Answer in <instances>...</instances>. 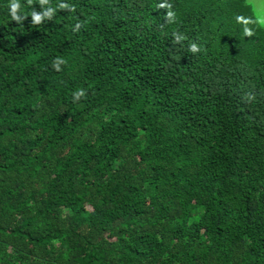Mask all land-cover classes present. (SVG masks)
Masks as SVG:
<instances>
[{
    "label": "trees",
    "instance_id": "trees-1",
    "mask_svg": "<svg viewBox=\"0 0 264 264\" xmlns=\"http://www.w3.org/2000/svg\"><path fill=\"white\" fill-rule=\"evenodd\" d=\"M0 264H264L250 1L0 0Z\"/></svg>",
    "mask_w": 264,
    "mask_h": 264
},
{
    "label": "clouds",
    "instance_id": "clouds-1",
    "mask_svg": "<svg viewBox=\"0 0 264 264\" xmlns=\"http://www.w3.org/2000/svg\"><path fill=\"white\" fill-rule=\"evenodd\" d=\"M159 7H161V8H165V7H167V8H171V5L170 4H167V3H161L160 5H159ZM10 9H11V11H10V15H11V17H12V20L13 21H17V23H19V20H18V17L16 16V12H17V10L19 9V5L18 4H15V3H11L10 4ZM174 12H172V11H168L167 13H166V20L168 21V22H171L172 20H173V18H174ZM240 19H242V17H237V20L239 21ZM244 34L246 35V36H251V35H253V33H252V31H250V30H248V29H245L244 30ZM174 36H175V42H180L182 39H184V37L183 36H181V35H178V34H174ZM189 50L191 51V52H193V53H195V52H198L199 51V47H198V45H196L195 43H192L191 45H190V48H189ZM60 63H65V61L64 60H60ZM53 67L54 68H56V70L57 71H59L60 69H59V67H58V65L55 63V62H53ZM85 96V91L83 90V89H80V90H77L76 92H74L73 93V98H74V101H78V100H80L82 97H84ZM249 98L250 99H252L253 97L251 96V94H249Z\"/></svg>",
    "mask_w": 264,
    "mask_h": 264
},
{
    "label": "rangeland",
    "instance_id": "rangeland-1",
    "mask_svg": "<svg viewBox=\"0 0 264 264\" xmlns=\"http://www.w3.org/2000/svg\"><path fill=\"white\" fill-rule=\"evenodd\" d=\"M253 6L257 19L264 25V0H248Z\"/></svg>",
    "mask_w": 264,
    "mask_h": 264
}]
</instances>
